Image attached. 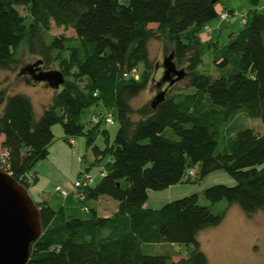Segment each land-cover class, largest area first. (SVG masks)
<instances>
[{
  "label": "trees",
  "instance_id": "16d2710c",
  "mask_svg": "<svg viewBox=\"0 0 264 264\" xmlns=\"http://www.w3.org/2000/svg\"><path fill=\"white\" fill-rule=\"evenodd\" d=\"M218 1L0 0V69H18V48L25 40L39 69L63 75L37 118L28 95L1 91L0 169L27 188L34 182L33 165L54 141L53 124H61L64 140L83 134L91 146L101 122L85 127L80 115L86 107L100 101L114 109L118 122L111 144L92 146L106 173L77 197L89 216L65 215L61 207L34 201L42 233L29 244L25 264H207L196 239L200 231L219 224L232 203L247 216L264 211V129L225 126L244 113L259 118L264 128V7L248 10L243 27L216 49L218 67L209 74L197 67L213 41L203 42L200 33L218 17ZM51 22L72 28L74 35L49 33ZM152 38L166 40L176 68L184 70L179 79L184 86L174 91L178 80L167 83L163 98L137 114L132 99L155 81L148 56ZM139 63L137 79L124 76ZM107 154L112 158L102 161ZM193 167L197 178L221 170L232 184L205 187L204 203L192 192L157 208L145 206L152 190L194 182ZM99 196L115 201L112 214L99 215L90 205ZM220 200L227 207L214 211ZM144 242L194 248L174 261L168 254L142 252Z\"/></svg>",
  "mask_w": 264,
  "mask_h": 264
},
{
  "label": "rangeland",
  "instance_id": "374dc122",
  "mask_svg": "<svg viewBox=\"0 0 264 264\" xmlns=\"http://www.w3.org/2000/svg\"><path fill=\"white\" fill-rule=\"evenodd\" d=\"M215 6L218 15L220 12L226 10L231 12L235 11L237 14L231 15L226 21H220L219 17L214 18L206 24V26L210 28V32L205 33L204 31H201L200 33L203 42L213 41L204 52L202 61L197 67L199 72L209 74H213V68L218 67L213 61V56H216L217 54L216 49L221 48L230 37L238 33L243 27L244 24L241 23L240 18L245 15V18L247 19L249 9L255 8L258 11L263 9L264 0H257L254 3L250 2V0H219L216 2ZM18 10L23 15L27 13V10L23 6H18ZM155 26V24H149V27L154 28ZM49 33H63L66 36L74 35L72 28H63L62 26L56 27L52 22ZM169 53V46L165 39L152 38L148 41V56L155 64L153 72V79L155 81H150L147 87L132 99V106L135 109H138L137 114L148 110L154 96L160 91L165 90L167 87V82L159 80L161 79L163 72V58ZM17 58L19 61V69L27 65H32L38 56L31 55L27 52L26 41L23 40L18 48ZM18 69L14 72L0 69V93L4 90L18 91L28 95L31 98L35 116L37 118L40 115L43 106L49 104L54 88L46 82L33 80L28 72L19 75ZM137 69L138 72L142 70L141 63L137 65ZM183 86L184 81L178 80L173 86L174 91L182 90ZM58 89H60V86ZM106 112L112 113L113 123L105 124L102 121L99 124L91 146H86L85 135L83 134L72 137L79 146L76 151L70 149L72 146L67 142L69 139L67 141L63 139L60 123H55L51 127L54 136L55 153L63 162V165L60 167L61 172L64 174L63 179H65L66 183H70L71 186L77 176H82L84 173H90L93 176V179L100 178L98 175L99 166L95 161L96 152L92 146L94 144L99 148H103L107 143H112L115 131L118 127V122L114 117V109L105 107L100 101H98L86 107L80 115V121L84 126L90 127L92 126L90 118L93 115H104ZM135 117H137V115H135L134 118ZM225 126H228V129L232 128V131L246 127L252 128L257 132H261L264 129L259 118L248 117L244 113H239L228 120ZM225 126L223 128L224 130L226 128ZM166 133L172 135L169 128L166 129ZM111 156V154H107L102 161L108 159V157L111 159ZM193 169L195 173L192 178H196V180L188 183L192 184L194 192L199 195L200 203L205 202L202 197V191L205 187L214 183L226 184L227 178L231 179L229 175L221 170H215L202 178H197V167H193ZM122 186H125V181L123 180ZM168 193L169 189L166 188L150 191L145 206L156 205L155 200L152 199H169L170 197L168 196ZM70 194L74 200L76 194L74 192ZM54 199L51 200L50 205L56 209L61 205L60 201L62 199L60 196H54ZM69 205L65 206V209L68 211L67 213H71L72 211L71 209H68ZM90 205L93 207L95 206L93 203ZM75 206L79 207L77 204ZM224 207H227V203L224 200H220L212 206V209L214 211H221ZM75 210L76 207H73V211ZM89 214L90 212L88 210L85 211L82 208L74 215L88 217ZM196 239L199 243V249L204 253L207 259V264H264V211L258 210L252 215L247 216L238 205L232 203L227 207L220 223L216 226L200 231L196 236ZM193 248L194 244L192 243L144 242L141 244L142 252L146 254H168L174 261L187 257Z\"/></svg>",
  "mask_w": 264,
  "mask_h": 264
},
{
  "label": "water",
  "instance_id": "95a60500",
  "mask_svg": "<svg viewBox=\"0 0 264 264\" xmlns=\"http://www.w3.org/2000/svg\"><path fill=\"white\" fill-rule=\"evenodd\" d=\"M162 69L160 81L168 84L184 75L183 68H176L172 53L163 58ZM24 70L33 80L46 82L52 88L63 83L60 71L39 69L36 62L27 65ZM163 95L164 90L157 93L151 106L161 100ZM41 233L38 210L27 188L0 169V264H25L29 255V244Z\"/></svg>",
  "mask_w": 264,
  "mask_h": 264
},
{
  "label": "crops",
  "instance_id": "0c3cea01",
  "mask_svg": "<svg viewBox=\"0 0 264 264\" xmlns=\"http://www.w3.org/2000/svg\"><path fill=\"white\" fill-rule=\"evenodd\" d=\"M69 140L68 141L66 140V141L69 143ZM70 145L72 146L70 147L72 151H76L79 147L74 139H73V143ZM54 148L55 146H54V141H53V143L49 147L47 156L43 159L38 160L33 165L32 172L34 176V182H31L27 186V190L29 189L28 193L33 199V201L42 200V201H45L48 205H50V202L51 200L54 199V196L55 197L60 196L62 199L60 201L61 205L56 209H59L61 207L65 215L67 214V215L80 217V215H74V214H77L78 210L82 209L81 203L79 202L77 196L76 198L74 197V200H73V197L70 194L72 193L71 191L72 186L70 183H66L65 179H63L64 174L61 172V168H60L61 165H63V162L56 155ZM95 157L100 158L99 156H96V155ZM96 180L97 179H95V181ZM226 184H232V179L227 178ZM56 186H59L60 188L68 191V194L63 198L59 194V192L55 191ZM166 189H169L168 196L170 198L165 199V200L157 199V198L152 199V200H155L156 205H149L150 208H157L166 201H169V200H172V199H175V198H178V197L194 192L192 184H189V183H176V184L166 187ZM91 203L95 204L94 207L96 208L97 214L99 215L107 216V215L112 214L115 211V206H116L115 201H113L111 198L107 196H99L96 199L91 200L90 204ZM76 204L79 205V207L75 206ZM66 205H69L68 209L72 210L71 213H67L68 211L65 209ZM73 207H76L75 211H73ZM52 209H54V207Z\"/></svg>",
  "mask_w": 264,
  "mask_h": 264
},
{
  "label": "built area",
  "instance_id": "2783aa9c",
  "mask_svg": "<svg viewBox=\"0 0 264 264\" xmlns=\"http://www.w3.org/2000/svg\"><path fill=\"white\" fill-rule=\"evenodd\" d=\"M237 14L235 11H222L220 12V14L218 15L219 17V20L220 21H226L229 19V17L231 15H235ZM246 20L245 18V15L242 16L240 18V21L241 23H243L244 21ZM210 31V28L209 27H204V32L205 33H208ZM124 76H132L133 78L137 79L138 76H139V73H138V70L136 68H132L130 69L128 72L124 73ZM96 92L94 91L93 92V95H95ZM104 122L105 124H111L113 122V119L110 115L109 112H106L104 115H93L91 118H90V123L91 124H97V123H100V122ZM69 143L72 144L73 143V139H70L69 140ZM4 154H0V160L1 162L4 161V158H3ZM105 170L103 168V166H101L99 164V177H102L105 175ZM189 174H192L191 171H189ZM93 176L90 174V173H84L82 176H77V178L73 181L72 183V192H74L76 194L77 197H82V192H81V189L84 188L85 186H87L89 183H91L93 181ZM55 191L59 192V194L64 198L67 194H68V191L60 188L59 186H56L55 187ZM83 210H87L86 207H83Z\"/></svg>",
  "mask_w": 264,
  "mask_h": 264
}]
</instances>
